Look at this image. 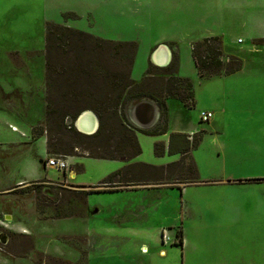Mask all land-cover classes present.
<instances>
[{
  "label": "rangeland",
  "instance_id": "1",
  "mask_svg": "<svg viewBox=\"0 0 264 264\" xmlns=\"http://www.w3.org/2000/svg\"><path fill=\"white\" fill-rule=\"evenodd\" d=\"M48 22L89 33L95 24L111 39L137 42L138 51L141 41L144 50L159 39L182 44L177 75L190 78L195 104L183 107L181 121L182 104L174 101L169 131L192 127L197 143L182 157L185 166L140 167L176 159L157 155L156 137L141 133L142 152L127 163L76 147L56 154L66 157L72 177L45 165L55 155L46 150L48 134L63 152L68 136L79 140L67 128L57 134L56 121L47 120ZM209 36L222 39L230 59H242L240 72L198 74L187 39ZM263 38L264 0H0V264H264ZM57 46L64 53L53 57L57 72L87 64L103 72L114 62L101 44L78 35ZM143 59L140 52L133 67L138 82ZM80 81L75 88L88 86L87 77ZM64 87L52 82L50 109L72 111L90 97L70 104ZM203 110L213 113L209 121L201 120ZM65 122L79 131L71 118ZM195 165L198 181L187 169ZM110 176L114 183L103 186ZM126 180L135 184L115 190Z\"/></svg>",
  "mask_w": 264,
  "mask_h": 264
},
{
  "label": "trees",
  "instance_id": "2",
  "mask_svg": "<svg viewBox=\"0 0 264 264\" xmlns=\"http://www.w3.org/2000/svg\"><path fill=\"white\" fill-rule=\"evenodd\" d=\"M78 35L82 40H93L95 43L101 44L100 51L102 55L107 54L114 56V62L110 63L109 67L102 66V71L93 70L90 65L81 67L78 65L72 70H64L60 68V72L54 69L53 57L60 58L64 55L63 50L58 44L66 41L68 36ZM264 40V38H263ZM137 42L134 41H118L104 39L92 33L69 27L67 25L48 22L46 28V87H47V108L46 116L48 121H56L57 134L67 128L76 132V137L79 139L76 143L73 137H69L66 144L67 152L56 149V144L52 143V138L48 134L47 149L50 154H72V150L80 147L89 152L90 157L110 160H130L142 152V148L138 141L136 131H142L145 134H159L167 131V104L168 97H176L183 101L185 106L192 107L195 104L193 95V84L188 78H180L175 74L176 68L169 67L168 72L160 73L157 67L151 65L147 70L146 76L142 81L137 82L131 77V69L137 52ZM192 54L195 59L198 71L201 77H210L220 74H229L241 68L242 61L233 56L230 59L224 55L222 50V40L217 36L203 38L193 44ZM105 56V55H104ZM226 58L231 61L226 63ZM99 79H94L93 74ZM161 75V81L156 78L154 88L151 87L152 77ZM164 75V76H163ZM81 77H87V87L75 88L74 86L81 82ZM167 78V82L164 79ZM62 85L66 90L64 96L70 104L78 101L80 97L90 96L86 102L80 100L75 104V109L72 111L59 109L52 110L49 105V94L52 91V82ZM61 81V82H59ZM80 85V84H79ZM78 85V86H79ZM144 98H150L156 102L160 109V123L151 129H139L128 118L127 109L132 103L138 102ZM81 103V104H80ZM69 107V104L68 106ZM86 110H92L99 118V127L93 134H84L77 131L71 124L65 121L67 118L75 120V118ZM68 116V117H67ZM67 117V118H66ZM48 131V129H47ZM41 131L40 134H43ZM49 132V131H48ZM196 135V134H195ZM114 140L111 143V140ZM197 143V142H196ZM190 140L189 135L180 132L170 134L169 153H181L182 157H187L190 149L194 144ZM164 145L161 143L155 144V152L157 155L164 153ZM181 157V158H182ZM185 159L156 166L151 164H140V167H147L153 171L166 172L174 166H185ZM129 167H127L128 169ZM192 175V181H198L199 175L196 165L194 168L187 167ZM122 171V170H121ZM116 172L113 176L120 174ZM127 171V170H126ZM111 176L104 180L103 186H111L113 182ZM125 185L135 184L126 180ZM140 184V183H138ZM134 189L137 186H132ZM120 187L119 189H122ZM118 190V189H115ZM95 191V190H93ZM182 242V241H181Z\"/></svg>",
  "mask_w": 264,
  "mask_h": 264
},
{
  "label": "crops",
  "instance_id": "3",
  "mask_svg": "<svg viewBox=\"0 0 264 264\" xmlns=\"http://www.w3.org/2000/svg\"><path fill=\"white\" fill-rule=\"evenodd\" d=\"M254 6H258V4L254 5ZM83 29H86V28L83 27ZM89 30H90V33H92V34H94L96 36H99V37L104 38V39L114 40V39H111V36H108V35H106V33L101 31L95 24H93V27L89 28ZM209 37H211V36H209ZM203 38H206V37H202L201 39H198V40L194 41V39L192 37H190V38L187 39V42L191 43L192 44L191 47L193 48V44L195 42L199 41V40H202ZM120 39H122V38H120ZM125 39H129V38H125ZM165 40H167V39H163V40L159 39V40H155L154 42H151L150 43L151 44L150 45L151 49H146V50H144V47H143V44H142V41H141V43L139 44L140 45L139 51H138V48H137V52H136V55H135V58H134V61H133V65H132V69H131V77L133 75V67H134L135 60H137L138 55L141 52V55L144 58L142 63H144V66H145V68H147V70L150 68L151 65H153V66L157 67V69H158V71L160 73L164 74V72H168L167 70L169 69V67H174V68H176L174 70L176 71L175 74H176L177 77L188 78V77H183V76L177 75V72L180 71V67L182 66V63H183L182 62V53H181L182 44L181 43L179 44L178 41H175V40H169V41H165ZM222 50H223L224 55L229 56V54H226L224 52L225 46L223 45V41H222ZM230 56H234V57H237V58L240 59V57L236 56V55H230ZM240 60L242 61V59H240ZM191 61L194 62L195 67L197 69V72L199 74L198 67L196 65L195 59H194L193 54H192V49H191ZM242 66H243V64L241 65V68L239 70L235 71V72H232V73H229V74H224V73L223 74L224 75H231V74L238 73V72H240L243 69ZM147 70L145 71V74H144L143 78L146 76ZM223 74H220V75H223ZM188 79H190V78H188ZM2 83L4 84L6 82L3 81ZM15 87L16 86L13 85L12 89L10 87L9 88L7 87V88L11 89V91H12L11 93L12 94L15 92V90H16L15 93H18L19 90L17 88H15ZM174 101H179L180 105L182 104L181 105V107H182L181 110L177 109V112L180 113L179 119L181 121H183L184 117L186 116L185 111L183 110V107L185 106V104L179 98L168 97L166 99V104H167V109H166V112H167V131H165L163 133H159V134H145L142 131L138 130V131H136V135H137L139 143H140V138L138 136L139 133H141L143 135L155 136L156 137L155 138V144L156 143L163 144L164 145V150L163 151L165 153L166 151H169L168 148H169V141H170V134L171 133L180 132V133L188 134L189 136L192 134L193 130L191 129L192 128L191 126H187V127H182V126L173 127V129L171 131H169L172 109L176 110V107H177L176 103ZM13 102H11V103H13ZM127 115H128L129 120L131 121V123H133V125H135L139 129H143V130L151 129L154 126L158 125L160 123V118H161L160 117L161 116L160 109H159L158 105L156 104V102L154 100H152V99H147V98H144V99H142V100H140L138 102L132 103L129 106V108L127 109ZM8 125H9V127L11 126L12 128L13 127L16 128V126L13 123V121H11V120H9ZM12 130H14V129H12ZM45 141H47L46 137H45ZM17 143L18 142L15 139V142H13L12 144L14 146H17L18 145ZM46 146H47V144H46ZM140 146H141V144H140ZM46 150H47V147H46ZM191 150L192 149H190V152H189L190 154H191ZM174 155L176 156L175 161L180 160L181 157H182L181 153H174ZM138 156H136V157H138ZM136 157H134V158H136ZM120 161H122V160H120ZM128 161H130V160L123 161V162L127 163ZM76 174H77V172H76ZM198 175H199V172H198ZM20 182L21 181H18L16 184H18ZM81 185L82 186H92L91 184H89V185L81 184ZM127 188H131V187L127 186V187H123L122 189H118V190H123V189H127ZM139 188H144V186H140V187L137 186L135 189H139ZM93 192H91V193H93Z\"/></svg>",
  "mask_w": 264,
  "mask_h": 264
},
{
  "label": "built area",
  "instance_id": "4",
  "mask_svg": "<svg viewBox=\"0 0 264 264\" xmlns=\"http://www.w3.org/2000/svg\"><path fill=\"white\" fill-rule=\"evenodd\" d=\"M212 116L213 113L211 111L203 110L200 112V117L202 121H208ZM13 129L16 128L13 127ZM189 138H192V136L190 135ZM45 165L50 167H56L59 170H63L64 172H69L70 175L74 173V171H72L71 167L68 165L66 157L64 156H60V155L48 156L47 160L45 161Z\"/></svg>",
  "mask_w": 264,
  "mask_h": 264
},
{
  "label": "bare ground",
  "instance_id": "5",
  "mask_svg": "<svg viewBox=\"0 0 264 264\" xmlns=\"http://www.w3.org/2000/svg\"><path fill=\"white\" fill-rule=\"evenodd\" d=\"M77 124H78L79 128L84 130V131L93 132L96 128V125L98 124V120L96 117L91 116L90 111H86V113H83L80 116V118L77 121ZM89 126H91V127L89 128Z\"/></svg>",
  "mask_w": 264,
  "mask_h": 264
},
{
  "label": "water",
  "instance_id": "6",
  "mask_svg": "<svg viewBox=\"0 0 264 264\" xmlns=\"http://www.w3.org/2000/svg\"><path fill=\"white\" fill-rule=\"evenodd\" d=\"M86 111H90V112H91V116L96 117L97 120H98L97 115H96L95 113H93V111H91V110H86ZM86 111H83L80 115H78V117L75 118L74 123H75V125L78 127V129H79L80 132H82V133H84V134H93V133H95V132L97 131V129H98V127H99V120H98V124L96 125V128H95V130H94L93 132H86V131L80 129L79 126H78V124H77V121H78V119L80 118V116H81L83 113H86ZM90 127H91V126H89V128H90Z\"/></svg>",
  "mask_w": 264,
  "mask_h": 264
}]
</instances>
